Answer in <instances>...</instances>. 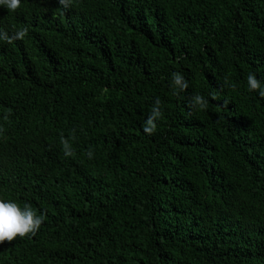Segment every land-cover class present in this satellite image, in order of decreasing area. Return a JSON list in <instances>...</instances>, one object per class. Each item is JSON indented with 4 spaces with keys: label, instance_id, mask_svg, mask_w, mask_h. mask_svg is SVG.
Wrapping results in <instances>:
<instances>
[{
    "label": "trees",
    "instance_id": "obj_1",
    "mask_svg": "<svg viewBox=\"0 0 264 264\" xmlns=\"http://www.w3.org/2000/svg\"><path fill=\"white\" fill-rule=\"evenodd\" d=\"M25 27L0 41V198L43 223L0 264H264V97L247 88L264 81V0L0 8V30Z\"/></svg>",
    "mask_w": 264,
    "mask_h": 264
},
{
    "label": "clouds",
    "instance_id": "obj_2",
    "mask_svg": "<svg viewBox=\"0 0 264 264\" xmlns=\"http://www.w3.org/2000/svg\"><path fill=\"white\" fill-rule=\"evenodd\" d=\"M73 0H58V4L64 9H68ZM22 0H0V8L9 12H16L21 7ZM28 33V29H18L14 36H9L7 32L0 30V41L11 42L13 39H23ZM227 83V80L225 81ZM235 87V85H230ZM174 95H179L188 89L189 84L183 73L176 71L171 73L170 85ZM247 88L258 96L264 97V81L258 79L255 73L247 76ZM209 100L202 94L191 96L190 107L196 111H204L208 108ZM163 118L161 101L157 98L149 109L146 120L143 124V132L146 135H153L158 129V122ZM64 155H72V144L67 138H61L60 141ZM88 159L93 158V152H87ZM43 223V216L28 204L21 206L17 202L9 199L0 198V244L5 241H13L17 237L35 235Z\"/></svg>",
    "mask_w": 264,
    "mask_h": 264
},
{
    "label": "bare ground",
    "instance_id": "obj_3",
    "mask_svg": "<svg viewBox=\"0 0 264 264\" xmlns=\"http://www.w3.org/2000/svg\"><path fill=\"white\" fill-rule=\"evenodd\" d=\"M37 51V50H36ZM41 51V50H40ZM40 55V54H39ZM55 200V199H54ZM53 202V201H52Z\"/></svg>",
    "mask_w": 264,
    "mask_h": 264
}]
</instances>
